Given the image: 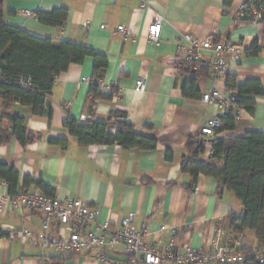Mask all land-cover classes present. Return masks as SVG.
Wrapping results in <instances>:
<instances>
[{
    "label": "crops",
    "instance_id": "obj_1",
    "mask_svg": "<svg viewBox=\"0 0 264 264\" xmlns=\"http://www.w3.org/2000/svg\"><path fill=\"white\" fill-rule=\"evenodd\" d=\"M141 1L146 3L141 8ZM243 0H6L4 20L39 37H51L55 44L73 39L86 43L105 53L109 59L102 82L104 92L118 91L111 99L98 102L95 119L108 123V133L116 134L118 123H132L135 131L156 138L157 148L142 150L123 148L119 144L81 145L78 138L64 128L71 116L84 119L88 111L90 84L83 77H92L94 59L87 57L82 64H72L57 76L45 105L46 114L35 116L28 106L15 102L11 112L26 120L29 129L40 138L23 145L17 139L0 143V163L18 172L15 190L39 189L42 181L54 190L60 200L81 199L99 209L98 220L118 227L129 213H136L134 224L146 226L156 233L162 225H177L178 246L190 244L195 248L206 246L215 230H230L229 215L242 214V204L224 188L221 195L218 181L200 175L195 181L182 170L184 157L194 159L187 145L192 140H205L206 150L198 157L208 162L213 139L202 135L204 123L215 117L226 116L216 103H205L202 95L214 88L228 94L226 78L214 80L210 75L212 55L203 54L199 69L181 67L177 44L186 34L201 39L215 37L229 39L243 46L244 56L233 67L239 81L260 79L264 82V23H253L238 18ZM66 7L67 22L62 27H51L39 22L24 11H52ZM156 14L164 18L158 43L148 41V28ZM89 23L86 28L85 24ZM106 27L101 29V25ZM125 34H115L120 26ZM258 40L261 51L249 55L246 51ZM203 66L209 69L201 73ZM146 75L147 88L136 92V80ZM195 81L197 96H186L184 84ZM254 114L245 109L237 111V128L218 133L220 137H244L250 131L264 132V97L256 98ZM4 103L0 98V130H10L11 122L2 116ZM51 114V117L49 115ZM67 139L63 146L50 140ZM173 151V160L166 157ZM26 178L31 182L25 187ZM5 180L0 176V181ZM40 190V189H39ZM42 191V190H41ZM9 185L0 188L4 212L0 213V264H104L102 257L124 262L129 259L123 243L104 249L84 250L81 253H58L53 248L33 245L26 238H10L7 229H29L34 234L42 230L43 215L37 211L12 208L7 200ZM55 231L69 233L63 225L54 224ZM93 226L83 227V232ZM251 232V233H250ZM253 232V233H252ZM244 246L257 245L256 233L247 230ZM251 234V235H249ZM154 243L163 244L169 237L164 234Z\"/></svg>",
    "mask_w": 264,
    "mask_h": 264
},
{
    "label": "trees",
    "instance_id": "obj_2",
    "mask_svg": "<svg viewBox=\"0 0 264 264\" xmlns=\"http://www.w3.org/2000/svg\"><path fill=\"white\" fill-rule=\"evenodd\" d=\"M5 1L0 0V98L4 103L2 116L11 122L12 128L0 130V143L15 138L26 145L39 139L40 134L28 128L23 116L11 112L12 105L19 102L23 106H28L35 116L46 114L47 98L52 92L57 76L67 71L70 65L82 64L87 57H92L93 81L90 83L86 118L76 119L68 116L64 128L84 146L119 144L127 149L157 148V139L137 133L132 123H118L117 133L110 134L107 131L108 123L95 119L98 102L102 99H111L118 91L114 86L110 93H105L99 87V81H102L109 65L105 53L73 39H64L55 44L51 37H39L18 26L8 24L4 20ZM259 2L264 4V0ZM35 16L44 25L62 27L68 20L69 10L61 7L52 11H38ZM259 23L263 24L264 18ZM260 51L259 41L256 40L246 52L256 56ZM181 67L193 70V66L188 63H181ZM206 69H209L208 66H203L201 71L195 72L201 73ZM28 79H31V85L23 86L21 81ZM226 85L228 91L235 96L234 104L254 114L256 98L264 97V82L253 78L239 81L235 75L228 74ZM193 91L194 80L184 84L186 96H197L198 94H194ZM220 121L221 126L216 129L217 133L234 131L237 128V118L233 115V110L220 117ZM50 141L63 146L68 143L67 139ZM187 147L194 159L184 157L181 163L182 170L190 173L195 181L200 175L213 177L218 181L220 188L224 187L231 191L242 204V214L236 216L233 212L230 213L228 217L230 229L237 232L254 231L257 246L264 249V132L250 131L244 137H216L213 139L208 162L198 160L199 155L206 150L205 140L191 139ZM166 157L173 160V151L168 150ZM0 176L8 182L10 194L15 196L18 193L15 190L18 172L7 164L0 163ZM30 182L31 179L26 178L25 187ZM36 184L46 195L55 196L54 190L42 181ZM3 235L0 227V236ZM251 251L252 248L245 249L246 258L240 264H264L260 263Z\"/></svg>",
    "mask_w": 264,
    "mask_h": 264
},
{
    "label": "built area",
    "instance_id": "obj_3",
    "mask_svg": "<svg viewBox=\"0 0 264 264\" xmlns=\"http://www.w3.org/2000/svg\"><path fill=\"white\" fill-rule=\"evenodd\" d=\"M147 5L141 1V8ZM26 16H34L31 11H24ZM241 20H249L259 23L264 18V4L259 0H243L237 14ZM164 18L156 14L148 28V41L158 43L161 37ZM86 28L89 23L85 24ZM101 29L106 27L102 24ZM115 34H125L126 27L118 26ZM184 42L177 44V52L182 63L191 64L199 69L204 53L212 55L210 75L214 80L227 77L234 66L240 63L244 56L243 46L229 39L218 40L211 36L201 39L192 34L184 36ZM146 75L136 80L135 91L143 92L147 88ZM31 79L22 80L23 86H30ZM83 81L91 83L92 77H83ZM99 87L104 90V84L99 81ZM205 103H216L225 112H231L238 116L235 109V96L232 92L223 94L214 88L202 95ZM85 119L86 116L84 115ZM221 126L220 117L207 120L202 126V135L216 138L217 128ZM8 186L6 180L0 181V188ZM7 200L12 208H27L43 215L42 230L34 234L27 228L21 230L7 229L10 238H26L33 245L43 248H53L58 253H81L84 250L106 248L109 237L110 245L123 243L128 251L129 259L124 262L112 261L102 257L104 264H240L246 258L245 233L229 230L223 227L215 230L214 236L204 247L195 248L186 243L178 246L176 235L179 232L177 225H162L154 233L155 238L166 234L169 239L163 244L154 243L153 233L144 225L136 228L134 221L136 213H129L120 220L118 227H112L108 221L100 222L99 209L90 206L81 199L67 198L60 200L56 196H48L39 189L18 192L15 196L10 195ZM3 201L0 200V213L4 212ZM54 224L63 225L69 233H57ZM92 225L93 228L87 233L83 227ZM251 254L260 262L264 263V249L257 245L252 247Z\"/></svg>",
    "mask_w": 264,
    "mask_h": 264
},
{
    "label": "water",
    "instance_id": "obj_4",
    "mask_svg": "<svg viewBox=\"0 0 264 264\" xmlns=\"http://www.w3.org/2000/svg\"><path fill=\"white\" fill-rule=\"evenodd\" d=\"M223 192H224V187H221V190H220L221 195L223 194Z\"/></svg>",
    "mask_w": 264,
    "mask_h": 264
},
{
    "label": "rangeland",
    "instance_id": "obj_5",
    "mask_svg": "<svg viewBox=\"0 0 264 264\" xmlns=\"http://www.w3.org/2000/svg\"><path fill=\"white\" fill-rule=\"evenodd\" d=\"M251 233V232H250ZM253 233V232H252ZM249 235H251V234H249Z\"/></svg>",
    "mask_w": 264,
    "mask_h": 264
}]
</instances>
